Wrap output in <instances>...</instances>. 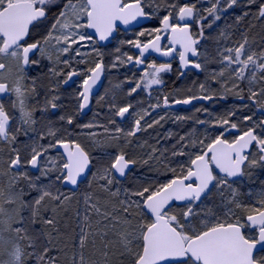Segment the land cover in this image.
Instances as JSON below:
<instances>
[{
    "label": "snow or ice",
    "instance_id": "obj_1",
    "mask_svg": "<svg viewBox=\"0 0 264 264\" xmlns=\"http://www.w3.org/2000/svg\"><path fill=\"white\" fill-rule=\"evenodd\" d=\"M199 2L0 0V141L9 146L7 161L0 160V264H59L58 257L51 255V233L44 246L38 247L39 237L29 226L42 223L58 231L55 215L45 217L42 213L54 205L51 211L55 214L66 207L72 195L59 189L54 192V184L78 186L91 171L90 152L72 138L68 128L57 127L52 119L61 107L59 88L73 77L83 76L76 93L77 114H81L91 103L93 86L107 67L142 66L138 77L134 74L127 80L133 85L127 95L132 96L139 91L151 95L154 86L165 84L162 74L173 70L171 62L147 61L150 52L178 59V78L185 76L187 69L208 72L209 63L219 65L208 72L205 82L197 85L193 81L198 94L192 87L186 89L192 94L182 98L163 94L140 111L131 102L111 103L109 124L116 125L113 117H135L127 131L93 122L77 125L82 129L100 127L108 141L117 144L122 138L126 144L131 143L129 138L159 125L165 116L150 123L145 118L160 107L226 99L232 94L264 108V48L254 50L247 33H241L240 39L230 45L221 44L230 40L221 30L214 54L207 48L201 50L202 41L208 39L206 29L221 21L238 0H206L207 7H198ZM247 2L252 5L256 0ZM161 5L165 14L159 17L158 27L139 31L134 40L120 41L138 54L121 53L117 47L115 51L121 54L106 66L104 53L92 45L109 41L119 25L127 27L153 18ZM242 19L238 16L236 22ZM256 19H264V2L257 8ZM87 57H93L91 62ZM244 82L246 97L241 87ZM212 83L220 85L221 91L212 89ZM196 111L207 113L208 109ZM235 116L233 110L211 121L196 119L197 124L219 131L209 135L206 130L197 136L193 129L178 135L171 158L185 159L176 160V166L166 155L167 148L152 147L139 162L164 165L165 174L170 173L165 180L157 177L125 188L121 178L138 160L128 158L123 149L115 154L106 152L110 163L92 173L98 193L85 195L83 214L77 213L78 239L68 264H264V192L256 204L249 206L238 200L234 187L252 169L264 167V120L253 122L252 116L245 115L234 122ZM187 119L191 117H175L176 121ZM58 121L73 125L74 116L60 115ZM20 135L28 137L23 144L26 154L16 146ZM87 135L99 134L90 131ZM173 135L168 133L166 139ZM29 169L39 174L33 176ZM92 183L89 181V187ZM205 202L210 206L202 207ZM234 209H243L245 215H237Z\"/></svg>",
    "mask_w": 264,
    "mask_h": 264
},
{
    "label": "rangeland",
    "instance_id": "obj_2",
    "mask_svg": "<svg viewBox=\"0 0 264 264\" xmlns=\"http://www.w3.org/2000/svg\"><path fill=\"white\" fill-rule=\"evenodd\" d=\"M188 2H195V0H188ZM264 2V0H256L255 4H252L259 6L260 3ZM180 3H185L184 1H180ZM248 6L247 0H238V3L236 6H234L232 9H229L228 12L224 13L222 20L217 22L216 25L213 26L212 29H206L205 35L208 37V39L202 41V51L204 48H207L208 52L210 54H214L215 49H216V38L218 37V34L221 30H225V25L228 21L233 20L235 17H237L239 13V8L241 6ZM209 6L206 2V0H200L198 3V7H207ZM257 8L255 13L257 12ZM152 10V9H148ZM54 12L56 11L55 9L53 10ZM158 14L159 16L164 15L163 11V5H161V8L159 11H156L155 14ZM255 15V14H253ZM239 17L241 15H238ZM137 33L138 32H130L127 34H123L121 37L115 38L113 44H110L109 47L107 48H99L97 47V43L95 45H92L96 48H99L100 51L104 53V57H107L108 59L106 60V66L110 65L115 57L117 55H120L121 53H124V47L130 46V45H121L120 41H127V40H134L137 38ZM252 36L249 37V40L252 42V46L254 50L260 51L262 48H264V34L259 33V36L255 37L251 33ZM240 39V38H239ZM221 44H228L229 41H221ZM117 47L121 48V53H117L115 49ZM131 47V46H130ZM82 51H89V49H82ZM87 59L91 62L93 57ZM47 63V62H45ZM79 68L85 67V65H77ZM219 65L215 63H209L207 65L208 72H210L212 69L218 68ZM129 65H121L117 68H111L107 67L106 68V81L104 84V87L102 91L95 97L94 103H93V110L90 113V115L84 117L81 119L79 122L78 119H74L73 125H66L64 122L58 121V117L60 115H72L74 112L72 108L71 111H69L67 107V98L66 94L62 92V87L59 88V95L61 99L58 101V103L61 105L60 108H58L55 111V115L52 116V119L54 121H57L56 126L57 127H66L68 130L72 133L73 139L78 140L83 146L86 147V149L90 152L91 156L93 157V168L91 171V174L88 178V180L83 184V186L77 190V191H70L69 189H66L62 186V183L56 182L53 187V191L55 192L57 189H59L61 192H64L65 194H70L72 195V200L68 203H66V207L63 208L65 211H69L72 213V218L74 219L73 222H75V227L77 231V236L75 240L78 239V232L79 229L77 228L78 221L80 217L77 216V213L80 212L83 214L84 210V197L85 195L89 193H98V188H97V182L94 180L92 173L96 172L99 168H101L102 165L110 163L109 159L104 155L106 152L107 153H112L115 154L119 149H123L124 152L127 153L128 158L130 159H137L138 163L134 165L133 170L129 174V176L121 180V185L125 188H135L138 187L141 183H144L147 180H155L157 177L160 180H165L167 179V175L163 169L164 165L161 164H156L155 162H151L150 165H142L139 161L142 158H146L147 154L151 151L152 147L158 148V149H165L167 148L169 151L166 153L171 158V149L174 144H176L177 136L178 135H184L185 133L191 132L193 129H195V134L197 136H202L205 134L206 130L209 135H215L219 129H211L208 127V125H199L196 123V119L200 120H213L219 117H222L224 112L221 110L220 113H217V106L218 103L214 102L212 106L209 108H215L216 110H211L208 108L207 113H201L197 112L196 109L200 107H207L205 104H202L203 102L200 100H195L189 105H176L173 104L171 108H165V107H160L156 109L154 112H152V115L150 117H146L147 122H151L153 119H159L160 116H165V119L160 122L159 125H156L153 128H149L147 131H142L137 133L135 137L129 138L131 140V143H125V139L122 138L118 144L116 141H108L107 137L103 134V129L100 127L92 128V129H82L80 127H77V125H82L85 123L93 122L98 125H106L109 128H115L116 126L124 128L126 131L132 126V122L134 120V116H129L127 120H125L123 123L119 122L116 117H113L116 119V125H111L108 123L109 118L111 117V112L109 111V106L111 103H115L117 105H123V103L131 102L136 106V111H140L142 108H148L150 104H155L156 102L151 99L149 100V97L146 96L147 92L144 91H139L136 94H133L132 96L127 95V91L130 87H132V84H129L127 82L128 79H133L134 74L135 77H138L141 72L136 71L135 69L137 68H132L129 69ZM45 69H40L39 71H44ZM208 72H202L201 77H199V80L196 82L197 85L201 82H205ZM38 74V73H33ZM128 74H131L128 76ZM82 77V76H81ZM83 78V77H82ZM197 78V77H196ZM190 78H187L186 81H188ZM195 79V78H194ZM83 80V79H82ZM193 80V79H192ZM191 81V80H189ZM119 85V87H117ZM190 85V83H189ZM247 89V82H244L241 84ZM191 87L190 86H181L180 89L176 92H174L173 97L174 98H180L181 96L185 95H190L192 93H188L186 91L187 88ZM184 88V89H182ZM193 92L197 93V88L195 86H192ZM211 88L215 89L217 92H220V85L212 83ZM198 94V93H197ZM103 97V100L100 98ZM230 97H235L232 94H228L227 98ZM264 99V98H262ZM4 102L7 104L8 103V98H4ZM194 103L198 104L199 106H194ZM205 103V102H204ZM74 105H77L73 103ZM211 104V103H209ZM151 111V109H149ZM250 112L247 109H242V107L236 111V114L239 117V120H242V117L245 115L252 116L253 122H259L264 120V108H260L257 111ZM260 113L262 115L258 116ZM39 115V114H38ZM176 116H185V117H191V119H187L184 121H176L175 117ZM238 122V121H235ZM251 123V122H247ZM244 125L241 124V127ZM77 129V132L75 130ZM95 132L98 133L99 135L96 137H90L87 135L88 132ZM259 131V130H258ZM173 133L174 135L172 136L171 139H166L168 133ZM230 138H232L230 136ZM25 142H28V137L24 135H20L18 137L16 146L20 147L22 150V154H26V150L23 148V144ZM3 144V145H2ZM99 144H104L106 145L105 147H100ZM2 145V146H1ZM110 145V146H109ZM143 145V146H142ZM255 148L252 150L253 153H255ZM55 153H52L54 155ZM9 156V146L0 141V160L7 161ZM174 160L173 165H175V161H183L185 157H176V158H171ZM176 166V165H175ZM152 168H155V171H152ZM30 171V170H29ZM263 173H261V172ZM31 175L36 176L39 173H32L30 172ZM252 179L254 177L257 179V184L255 185V190L253 191V194L249 192V179ZM89 181H93L91 184V187H89ZM253 181V179H252ZM47 183V181H44ZM99 183H103V181H99ZM234 187L238 189V200L244 204V205H254L257 203L260 193L264 192V167H257L251 170L250 175H245L244 177L239 178L236 183L234 184ZM243 194V198L242 195ZM35 195V194H33ZM246 196V198H245ZM122 198V197H121ZM213 199L216 200L218 203V198L213 196ZM210 206L208 202H205V205H202V207H207ZM54 207V205H50V208ZM62 210L58 209L57 211L60 212ZM236 214L239 216L245 215V211L243 209H234ZM47 212V211H46ZM46 212H43V216L45 217H51L50 215H47ZM50 214H54L52 211ZM58 215V214H57ZM95 219V218H94ZM72 222V223H73ZM46 225H43L42 223H37L35 225H30L29 230L34 231L36 235H38V247H43L45 242L47 241V236H46ZM51 227V226H49ZM48 230V229H47ZM41 233H43L41 235ZM7 235V234H6ZM52 247L53 244H52ZM72 252H68L67 255L63 254L65 252L61 251L58 253L57 247L52 248L51 255L58 257L59 259V264H68V261L72 255ZM4 259H7V256L3 257Z\"/></svg>",
    "mask_w": 264,
    "mask_h": 264
},
{
    "label": "trees",
    "instance_id": "obj_3",
    "mask_svg": "<svg viewBox=\"0 0 264 264\" xmlns=\"http://www.w3.org/2000/svg\"><path fill=\"white\" fill-rule=\"evenodd\" d=\"M180 1L188 2V0H180ZM256 8H257V6H255V5H253V6L252 5L241 6L238 10L239 11L238 15H241L240 17H243V19L239 23H237L236 22V18L238 17V15H237V17H235L233 20L228 21L226 23L225 31L228 33V35L230 37L229 45H230L231 41L238 40L240 38L241 33H247L248 37L252 36L251 35V33H252L253 36L255 37V39H256V36L257 37L259 36V33L264 34V19H256V13L254 11V10H256ZM246 12L249 13V15L244 16V13H246ZM253 14H255V15H253ZM197 78L199 80V77H197ZM188 81L185 80L183 87L186 86V84H187V86H190L189 85L190 82H188ZM241 87L245 89L244 95L246 97L247 96V89L242 85H241ZM182 89H184V88H182ZM173 94L174 93H171L172 97H173ZM202 102H203L202 104H205V106H207V107H200V108H206V109H208L210 106H212V104L214 102H217L218 103L217 110L215 108H209V109L214 110V111L216 110L217 113H220V111L222 110L224 112L223 116H225L227 114V112L233 111V110L237 111L241 107H242V109L245 108V109L249 110L250 112H252L251 110L257 111L258 109L261 108L259 105H253L252 102L247 100L246 98L244 100H240L236 97H230V98H226V99H220L219 97H217L216 99H214L212 101H202ZM209 103H211V104H209ZM69 104L67 106H69ZM195 105L199 106L198 104L194 103V106ZM245 105H247V107H245ZM199 113H201V112H199ZM257 114H259L258 116L262 115L259 112ZM237 116L238 115L236 114V116L233 117L234 122L237 121V119L239 120V117H237ZM172 162H174V160H172ZM173 166H175V165H173ZM163 170L164 171H162V172H165L166 168H164ZM152 171H155V168H152ZM261 173H263V172H261ZM252 179H253V181H252ZM252 179H251V177L249 179V192L253 194V191L255 190V185L257 184V179H255L254 177H252ZM84 183H82L80 185L79 189L83 186ZM241 196L243 198V194ZM245 198H246V196H245ZM51 208L49 207V210L46 212V214L50 215V216L55 215V217L58 221V223L56 225V228L58 229V231H54L51 227L45 226L46 236H47V238H49L47 234L51 233L52 244L54 247H57L58 253H60V249H61V251L65 252L63 254L67 255L68 252H71L74 250L73 245L76 242L75 238L77 236V234H76L77 231H76V227H75V222H73L74 219L72 218V213H70L67 210L65 211V209L62 208V210L60 212L57 211L55 214H50ZM54 247H52V248H54Z\"/></svg>",
    "mask_w": 264,
    "mask_h": 264
},
{
    "label": "flooded vegetation",
    "instance_id": "obj_4",
    "mask_svg": "<svg viewBox=\"0 0 264 264\" xmlns=\"http://www.w3.org/2000/svg\"><path fill=\"white\" fill-rule=\"evenodd\" d=\"M159 17H161V16H159L156 13L153 16L152 20H150L149 22L144 23L142 26L134 28V29H130L128 31H123L121 28H118L117 37H121L123 34L125 35V34L130 33V32H139V31L144 30V29H151V28H154V27H158L159 26ZM140 39L141 40H146L147 37H141ZM163 43L166 44L167 41L165 40V41H163ZM97 47H99V48H107L109 46H99L98 42H97ZM124 52H126L128 54H131L133 56L138 54V52H136L135 48L130 47V46L124 47ZM89 58H91V57H89ZM107 59H108L107 57H104L105 65H106V60ZM152 60H155L157 63L171 62L173 70L170 73L162 74L163 75V79L165 81L164 85L154 86L150 90L151 91V95H148V93H146V96L149 97L150 101H151V99H153V101L157 102V98L158 97H162L163 94H171V93H174V92L178 91L180 89V87L183 86V84H184V82H185V80L187 78H190V80L193 79L191 81H188V82H190V85L193 86V81H196V82L198 81V78H196V77H201V75H202V72H196L195 70L187 69V70H185V72H186L185 76L178 78V71H179V61H178V59H172L170 61H167V60H164V59H159L156 55H150V56L147 57V61L150 62ZM129 67H130L129 69H132L134 67L137 68L135 70L138 71V72H141V70H142V66H133V65L129 64ZM130 75L131 74H128V76H130ZM82 77L81 76L80 77H73V80L70 81L68 85H62L61 86L62 87V92H64L66 94V97H70L71 101H72V103H70L69 106H67V108H68L69 111H71L72 108H75V110L73 109L74 112L72 113V115L74 116V119H78L79 122L81 121L82 118L90 115V113L93 110L94 99L98 95V94H96L94 96L93 103H92V109H91V111L89 113H87L86 115H83L82 113L81 114H77V105H74L73 103L78 104V101L76 99V93L80 90V83L82 82V79H83ZM105 77H106V75H105ZM194 78H196V79H194ZM105 81H106V78L104 80V83H103V86H102L101 90L104 87ZM180 98H182V96ZM174 106H176V105H174ZM171 107H173V106L171 105L170 107H167V108H171ZM116 118L119 121L118 117H116ZM127 119H128V117L125 120H127ZM124 121H119V122L123 123ZM75 130L77 132L76 128H75ZM229 138H230V136H229ZM262 254H264V253H262Z\"/></svg>",
    "mask_w": 264,
    "mask_h": 264
},
{
    "label": "water",
    "instance_id": "obj_5",
    "mask_svg": "<svg viewBox=\"0 0 264 264\" xmlns=\"http://www.w3.org/2000/svg\"><path fill=\"white\" fill-rule=\"evenodd\" d=\"M150 20H152V18H151V19H141V20H139V21H137V22H134V23H133L132 25H130V26H127V27H126V26H124V25H119L118 28H121L123 31H128V30H130V29H134V28L140 27V26H142L144 23L149 22ZM89 33L91 34L90 30H89ZM116 34H117V32L114 33L113 38H110L109 41H98L99 45H101V46H106V45L111 44V43L113 42L114 37L116 36ZM135 50H136V49H135ZM136 52H137V50H136ZM150 55H156L159 59H164V60H167V61L172 60V58L160 56L158 53H155V52H150V53L146 54L147 57L150 56ZM104 80H105V72L101 75V78H100V80L97 82V84L93 86V89H92V92H91V103L89 104L88 108H86V109L84 110V112L82 113L83 115H86L87 113H89V112L91 111V109H92V103H93V97H94L96 94H98V92L101 90V88H102V86H103V83H104ZM118 119H119L120 121H124V120H121L119 117H118ZM92 167H93V164H92ZM92 167H91V171H92ZM133 168H134V165L131 167V170L127 172V176L131 173V171L133 170ZM30 170H31L33 173H37L36 170H33V169H30ZM91 171H90L89 173H87L85 177H82V178L80 179V181L78 182V186H72V185H70V184H63V186H64L65 188H68V189L72 190V191H77V190L79 189V187H80V184L83 183L86 179H88V177H89ZM127 176H126V177H127ZM126 177H125V178H126ZM125 178H121V180H124Z\"/></svg>",
    "mask_w": 264,
    "mask_h": 264
},
{
    "label": "bare ground",
    "instance_id": "obj_6",
    "mask_svg": "<svg viewBox=\"0 0 264 264\" xmlns=\"http://www.w3.org/2000/svg\"><path fill=\"white\" fill-rule=\"evenodd\" d=\"M102 90H100V92H101ZM100 92H98V94L100 93ZM66 99V98H65ZM67 104L66 105H68L69 103H72V101H71V98L70 97H67V102H66ZM238 117V116H237ZM237 121L238 122H240V120H238L237 119ZM34 194V193H33Z\"/></svg>",
    "mask_w": 264,
    "mask_h": 264
}]
</instances>
